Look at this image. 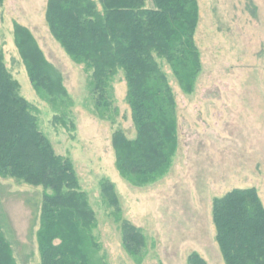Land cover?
Instances as JSON below:
<instances>
[{"label": "rangeland", "instance_id": "374dc122", "mask_svg": "<svg viewBox=\"0 0 264 264\" xmlns=\"http://www.w3.org/2000/svg\"><path fill=\"white\" fill-rule=\"evenodd\" d=\"M197 1L194 39L202 71L190 94L171 67L159 61L175 98L178 148L169 172L145 186L120 175L112 146L118 130L130 140L137 136L123 75L112 83V118H100L90 73L50 33L47 0H5L0 6V52L6 66L20 94L37 110L40 128L56 153L72 160L96 214L95 264H187L194 252L209 264H225L216 242L214 200L234 189L255 188L264 204V0ZM146 4L154 7L152 0ZM15 24L30 30L62 74L73 107L53 109L36 93L15 44ZM56 116L67 125L56 122ZM104 181L114 185L118 206L104 197ZM43 193L42 187L0 178V223L18 264H41L40 220L26 200L42 201ZM124 222L146 237L141 258L124 247Z\"/></svg>", "mask_w": 264, "mask_h": 264}, {"label": "trees", "instance_id": "16d2710c", "mask_svg": "<svg viewBox=\"0 0 264 264\" xmlns=\"http://www.w3.org/2000/svg\"><path fill=\"white\" fill-rule=\"evenodd\" d=\"M5 0H0V6ZM47 0L46 22L53 38L75 63L91 75L95 113L112 118L113 81L127 84V103L137 136L122 130L112 146L120 175L137 186L166 175L178 148L176 103L159 61L171 67L180 87L193 93L202 71L195 33L197 0ZM14 40L37 94L53 109L73 102L62 74L46 59L28 28L15 24ZM64 119V118H63ZM55 121H64L55 117ZM72 127L75 126L72 124ZM74 130V129H73ZM0 178L42 187V201L28 198L38 233L41 264H95L96 214L69 157L58 155L41 130L37 110L20 94V86L0 52ZM110 204L118 206L115 187L102 183ZM216 242L225 264H264V204L255 188L234 189L213 203ZM127 253L141 258L146 237L130 222L122 225ZM0 264H18L0 223ZM187 264H209L197 252Z\"/></svg>", "mask_w": 264, "mask_h": 264}]
</instances>
